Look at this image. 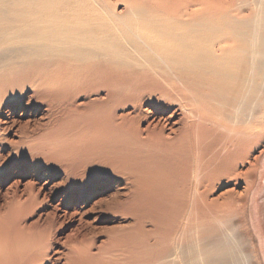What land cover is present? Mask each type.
<instances>
[{
	"label": "bare ground",
	"instance_id": "obj_1",
	"mask_svg": "<svg viewBox=\"0 0 264 264\" xmlns=\"http://www.w3.org/2000/svg\"><path fill=\"white\" fill-rule=\"evenodd\" d=\"M211 3L214 21L191 17L165 26L162 37L128 44L129 53L120 54L114 45L101 47L94 90L99 95L92 105L76 102L83 88L71 94L64 87L37 91L35 99L46 102L50 116L76 121L73 129L89 147L78 151L90 155L87 177L105 167L123 179L127 190L106 199L105 208L121 209L137 227L118 257L80 249L67 256V264H157L172 251L179 264H244L237 241L215 229L213 217L226 197L210 196L258 142L264 0ZM20 80L0 83V97L17 93ZM173 104L181 111L175 121ZM143 223L153 231L143 230ZM220 223L222 231L231 227L227 220ZM44 253L0 220V264H32Z\"/></svg>",
	"mask_w": 264,
	"mask_h": 264
},
{
	"label": "rangeland",
	"instance_id": "obj_2",
	"mask_svg": "<svg viewBox=\"0 0 264 264\" xmlns=\"http://www.w3.org/2000/svg\"><path fill=\"white\" fill-rule=\"evenodd\" d=\"M211 5V0H0V83L12 78L22 83L17 93L0 97V220L45 250L32 264H67V256L80 249L116 258L136 227L121 209L105 208L106 199L127 190L123 179L105 167L87 177L90 155L85 159L84 150L78 154L87 142L73 129L76 121L50 116L46 102L35 99L37 91L64 87L71 94L73 88H83L75 100L88 107L99 95L94 90L101 47L114 45L120 54L127 53L128 44L138 43L139 37H162L165 26L191 17L214 21ZM262 93L257 144L210 196L226 197L213 217L215 229L237 241L244 264H264V89ZM171 110H176L175 121L181 113L178 104ZM78 139L83 146L78 147ZM223 220L231 226L227 231H222ZM143 225L153 231L149 223ZM175 255L169 252L157 264H179Z\"/></svg>",
	"mask_w": 264,
	"mask_h": 264
}]
</instances>
